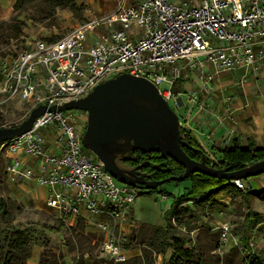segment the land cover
<instances>
[{
    "label": "built area",
    "instance_id": "obj_1",
    "mask_svg": "<svg viewBox=\"0 0 264 264\" xmlns=\"http://www.w3.org/2000/svg\"><path fill=\"white\" fill-rule=\"evenodd\" d=\"M263 65L264 0H119L111 13L86 18L60 39L39 40L0 58V114L15 100L26 103L28 114L47 108L29 132L0 145V155L8 157L6 179L46 188L47 210L69 226L79 219L92 222L106 259L123 264L128 255L115 229L128 221L138 190L118 182L87 153L85 113L75 117L74 110L48 109L78 101L121 74L145 79L168 105L182 107L186 96L191 107L200 98L206 106L221 90V74L242 71L233 83L238 88L257 78ZM192 74L196 89L174 95L173 84ZM178 119L187 131L186 119ZM30 159H37L36 166H26ZM231 183L247 188L244 180ZM231 234V225L221 224L220 244Z\"/></svg>",
    "mask_w": 264,
    "mask_h": 264
},
{
    "label": "rangeland",
    "instance_id": "obj_2",
    "mask_svg": "<svg viewBox=\"0 0 264 264\" xmlns=\"http://www.w3.org/2000/svg\"><path fill=\"white\" fill-rule=\"evenodd\" d=\"M2 1L4 0H0ZM171 2L179 4L174 0ZM83 6V11L78 14L68 9L57 10L50 20H43V16L39 13V4L36 3L29 5L23 11L11 10L6 15H0V55L21 51L26 45H33L39 40L60 39L91 16L85 12L87 7ZM11 26L15 27L14 30ZM18 27L21 33L17 40L9 39L11 31H15ZM184 63L180 61L178 65L181 67ZM194 76L192 74L190 80H183L184 89H196L197 83H194V80L196 81ZM165 87L168 85L164 84L161 88ZM184 102L182 107H174L172 103H169L178 118L190 117L191 106L186 98ZM25 104L20 100L9 104L7 111L0 114V128L18 126L28 116ZM82 113L74 111L75 117H79ZM82 122L85 129L86 122ZM87 153L91 154L89 151ZM30 164L35 166L33 160ZM6 165L7 158L3 153L0 155V197L7 202L11 224L18 230L26 231L31 237L30 259L34 260V263L38 264L39 259L42 258L43 263L48 264H108V260L100 249L101 235L92 222L79 219L72 226L64 224L65 227L57 232L61 221L53 212L35 208L31 198L22 197L16 200L8 197ZM177 182H166L152 193L137 189L139 195L130 210L128 221L115 229L118 243L126 253H129L127 255L130 258L140 256L142 253L140 245L135 240L141 227H163L165 225L163 216L173 199H180L188 190L187 181ZM254 187L255 192L261 191L258 185ZM163 194L168 196L167 200L162 199ZM182 207H189L193 214L191 218L184 216L182 220L184 229L177 227L176 235L191 240L192 246L202 255L207 264H238L243 255L239 239L245 231L241 223L246 213L240 198L224 206L218 203L213 208L207 206L204 209L194 210L191 203L183 204ZM251 207L262 215V223L249 231L246 238L252 245L253 251L264 257V198L252 200ZM223 223H229L232 227L231 239L225 245L219 242V228ZM170 255L171 250L167 251L165 259L158 257L155 264H164Z\"/></svg>",
    "mask_w": 264,
    "mask_h": 264
},
{
    "label": "trees",
    "instance_id": "obj_3",
    "mask_svg": "<svg viewBox=\"0 0 264 264\" xmlns=\"http://www.w3.org/2000/svg\"><path fill=\"white\" fill-rule=\"evenodd\" d=\"M13 1V12L23 11L31 4H39V13L43 16V20L52 19L57 10L68 9L72 13L78 14L84 9L83 5H78L73 0ZM11 28L14 30L15 27L11 26ZM13 30L8 38L17 40L21 29L18 27L15 31ZM5 55H0V58ZM171 92L174 95L185 92L182 79L173 84ZM181 135L183 142L186 144L183 148L185 154L194 161H200L201 156L205 155L207 166L215 169L237 171L250 164L264 160V149H255L251 146L243 148L237 140H234L228 149L220 151L217 160L209 159L189 131L181 130ZM126 156L130 158L129 161H123L120 157L117 158L116 162L120 168L141 166V169H145L150 174L149 177L153 181L165 180L171 176H180L184 173L183 167L173 159L170 157L164 159L158 153L132 150ZM184 181L189 183V188L182 194L180 199H173L171 206L163 216L165 225L163 227H141L135 240L140 245L142 253L140 256L129 257L123 264H155L158 257L165 259L169 250H171V255L164 264H207L202 255L192 246V241L176 235L175 229L177 227L184 229L182 227L184 216L191 218L193 214L192 209L182 207L183 204L191 203L194 210L204 209L207 206L213 208L218 204V196L228 197L230 201L240 198L246 212L241 223L245 231L239 239L243 255H241L238 264H264V257L253 251L252 245L246 238V234L249 231L262 223V215L252 209L251 202L255 199L264 198V190L253 192L250 191L248 186L245 190H240L229 181L209 178L197 173L190 174ZM159 187L148 192L152 193L158 190ZM219 210L220 208L217 211L219 212ZM64 227V223L60 222L57 232H60ZM31 248V237L26 231L18 230L11 224V215L7 202L0 197V264H27L31 256ZM38 264L48 263H43L42 258H40ZM108 264L112 263L108 261Z\"/></svg>",
    "mask_w": 264,
    "mask_h": 264
},
{
    "label": "water",
    "instance_id": "obj_4",
    "mask_svg": "<svg viewBox=\"0 0 264 264\" xmlns=\"http://www.w3.org/2000/svg\"><path fill=\"white\" fill-rule=\"evenodd\" d=\"M178 102L181 106L180 99ZM46 110L45 106H38L18 126L0 128V145L29 132L35 119ZM70 110L86 114L82 136L84 148L114 179L135 189L152 191L166 182L183 181L193 173L229 182L264 174V160L229 171L207 166L205 155L200 161L190 159L183 151L186 144L182 140L177 114L157 89L142 78L121 74L101 83L78 101L48 109L49 112ZM132 150L158 153L164 159L170 157L183 167L184 173L160 181L146 180L149 176L138 171L141 166L126 170L117 165L118 157L129 161L126 155Z\"/></svg>",
    "mask_w": 264,
    "mask_h": 264
},
{
    "label": "crops",
    "instance_id": "obj_5",
    "mask_svg": "<svg viewBox=\"0 0 264 264\" xmlns=\"http://www.w3.org/2000/svg\"><path fill=\"white\" fill-rule=\"evenodd\" d=\"M73 1L78 5H85L87 7L85 12L91 16L111 13L119 2V0ZM174 1L179 4L186 3L185 0ZM13 3V0L0 2V15H6L11 11ZM242 75V71L221 74L218 79L221 90L218 89L213 94L206 106L202 104L200 98L197 105L191 107L190 117H183L186 119L187 131L200 144L209 159L217 160L219 152L228 149L234 140H237L243 148L251 146L255 149H264V65L257 78H250L238 88L233 87V83L240 80ZM185 98L186 96L183 97V103ZM6 158L8 162V157ZM32 160L36 166L37 159H30L26 161L27 167H34L30 164ZM245 183L250 191L255 192L254 185L264 190V174L251 178ZM6 187L8 197L16 200L22 197L31 198L35 208L47 210L46 188L29 180H21L16 184L6 181ZM217 202L224 206L230 202V198L218 196ZM27 264H37V262L34 263V260L29 258Z\"/></svg>",
    "mask_w": 264,
    "mask_h": 264
},
{
    "label": "flooded vegetation",
    "instance_id": "obj_6",
    "mask_svg": "<svg viewBox=\"0 0 264 264\" xmlns=\"http://www.w3.org/2000/svg\"><path fill=\"white\" fill-rule=\"evenodd\" d=\"M135 167H137V166H133V167H128V168H122V169H126V170H130V169H133V168H135ZM140 173H143V174H146L147 176H150V174L149 173H147L146 171H145V169H139L138 170ZM146 180H151V178L149 177V178H146Z\"/></svg>",
    "mask_w": 264,
    "mask_h": 264
}]
</instances>
